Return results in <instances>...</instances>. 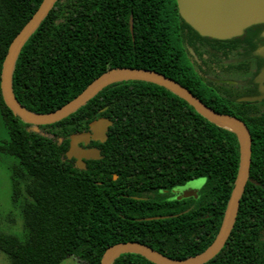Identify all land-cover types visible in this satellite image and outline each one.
Wrapping results in <instances>:
<instances>
[{"label": "trees", "instance_id": "obj_1", "mask_svg": "<svg viewBox=\"0 0 264 264\" xmlns=\"http://www.w3.org/2000/svg\"><path fill=\"white\" fill-rule=\"evenodd\" d=\"M41 1L0 0V72L11 40ZM205 40L224 41L195 31L175 0H56L17 55L12 90L28 110L47 113L105 70L135 67L163 73L223 112L202 98L187 61L184 45ZM0 115L7 133L0 151L14 158L11 201L23 219L22 237L0 230L10 264H60L68 256L99 264L108 246L130 240L184 259L216 236L238 169L237 137L163 86L117 81L63 119L40 125L20 119L0 93ZM98 117L112 121L106 140L91 142L101 157L79 168L65 155L68 136ZM198 178L204 182L195 196L175 200L174 210L166 204L164 190ZM157 214L165 216L145 218ZM159 227L175 230L152 229ZM111 264L154 263L124 253ZM202 264H264V141L251 145L228 238Z\"/></svg>", "mask_w": 264, "mask_h": 264}, {"label": "water", "instance_id": "obj_2", "mask_svg": "<svg viewBox=\"0 0 264 264\" xmlns=\"http://www.w3.org/2000/svg\"><path fill=\"white\" fill-rule=\"evenodd\" d=\"M55 1L42 0L8 46L0 72V93L4 104L27 123L34 125L50 124L77 110L106 85L122 80H143L163 86L189 103L210 122L233 131L239 147L238 169L218 232L203 251L184 259H174L138 241H122L108 246L99 262V264H111L121 254L137 253L155 264L204 263L223 246L234 225L240 196L246 184L250 166L251 143L248 128L236 116L214 110L190 90L163 73L135 67H111L105 70L91 80L73 99L53 111L38 113L28 110L13 93L12 71L23 44L47 15ZM176 3L181 18L203 36L218 39L229 38L241 34L246 27L252 24L264 23V0H176ZM129 30L133 38L132 17H129ZM251 99L249 98V100ZM111 124L112 121L107 117H98L88 123V130L70 134L68 136L69 146L65 155L68 158L74 157L75 165L79 168L85 167L83 158H99L100 154L97 147L83 148L79 144L86 145L90 141L104 142L108 127ZM203 182V178L186 182L179 189L182 193L181 196H195Z\"/></svg>", "mask_w": 264, "mask_h": 264}, {"label": "flooded vegetation", "instance_id": "obj_3", "mask_svg": "<svg viewBox=\"0 0 264 264\" xmlns=\"http://www.w3.org/2000/svg\"><path fill=\"white\" fill-rule=\"evenodd\" d=\"M219 40L224 41L205 40L201 45L193 43L184 45L188 64L202 82L200 91L196 86L193 88L200 92L203 99L222 109L221 113L242 120L248 128L251 145L264 141V23L252 24L239 35ZM258 121L260 126L254 124ZM91 142L79 145L83 148L97 147ZM99 154L101 157L100 150ZM70 159L75 163L74 157ZM90 159L93 158H83L84 164ZM185 184L164 190V200L173 210L176 207L175 200L193 196H181L179 189ZM160 216L165 215L157 214L145 218ZM152 229L175 230L172 227Z\"/></svg>", "mask_w": 264, "mask_h": 264}, {"label": "rangeland", "instance_id": "obj_4", "mask_svg": "<svg viewBox=\"0 0 264 264\" xmlns=\"http://www.w3.org/2000/svg\"><path fill=\"white\" fill-rule=\"evenodd\" d=\"M7 137L6 129L0 115V142ZM14 158L0 151V230L19 237L23 234V219L18 206L11 201V180L9 165ZM0 264H10L6 254L0 251ZM60 264H82L74 257L68 256Z\"/></svg>", "mask_w": 264, "mask_h": 264}]
</instances>
